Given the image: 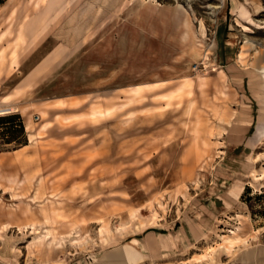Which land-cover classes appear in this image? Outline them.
Masks as SVG:
<instances>
[{"label": "rangeland", "instance_id": "1", "mask_svg": "<svg viewBox=\"0 0 264 264\" xmlns=\"http://www.w3.org/2000/svg\"><path fill=\"white\" fill-rule=\"evenodd\" d=\"M0 109V264H264V0H8Z\"/></svg>", "mask_w": 264, "mask_h": 264}, {"label": "bare ground", "instance_id": "2", "mask_svg": "<svg viewBox=\"0 0 264 264\" xmlns=\"http://www.w3.org/2000/svg\"><path fill=\"white\" fill-rule=\"evenodd\" d=\"M186 27H187V29H188V32L186 33L187 35H189L190 36V28H189V24H187L186 23ZM12 112V110H10V109H0V115H5V114H9V113H11ZM235 235L234 236H230L228 239H226V240H228V241H234V242H238L239 241V239L237 238V236H238V234L237 233H234ZM51 239V238H50ZM49 241V240H48ZM239 244V243H238ZM50 245V244H49ZM48 245V246H49ZM235 245V244H234ZM56 246H57V244H56Z\"/></svg>", "mask_w": 264, "mask_h": 264}, {"label": "trees", "instance_id": "3", "mask_svg": "<svg viewBox=\"0 0 264 264\" xmlns=\"http://www.w3.org/2000/svg\"><path fill=\"white\" fill-rule=\"evenodd\" d=\"M8 0H0V4H4L5 2H7ZM9 120H12V121H18L19 123V127L21 129L22 132H24V126H23V122L21 121L20 117L18 115H11V116H7V117H4L2 119V121H9ZM26 145V143H25Z\"/></svg>", "mask_w": 264, "mask_h": 264}, {"label": "crops", "instance_id": "4", "mask_svg": "<svg viewBox=\"0 0 264 264\" xmlns=\"http://www.w3.org/2000/svg\"><path fill=\"white\" fill-rule=\"evenodd\" d=\"M12 110V109H11Z\"/></svg>", "mask_w": 264, "mask_h": 264}]
</instances>
